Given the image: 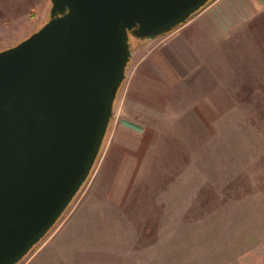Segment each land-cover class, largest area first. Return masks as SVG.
Here are the masks:
<instances>
[{
    "label": "rangeland",
    "instance_id": "1",
    "mask_svg": "<svg viewBox=\"0 0 264 264\" xmlns=\"http://www.w3.org/2000/svg\"><path fill=\"white\" fill-rule=\"evenodd\" d=\"M51 7L0 0V51L40 30ZM164 36L131 38L127 74ZM207 49L162 131L128 117L124 82L90 177L19 264H264V14ZM123 118L144 132H121Z\"/></svg>",
    "mask_w": 264,
    "mask_h": 264
},
{
    "label": "water",
    "instance_id": "2",
    "mask_svg": "<svg viewBox=\"0 0 264 264\" xmlns=\"http://www.w3.org/2000/svg\"><path fill=\"white\" fill-rule=\"evenodd\" d=\"M213 0H51L49 21L0 51V264H19L90 177L127 78L155 40Z\"/></svg>",
    "mask_w": 264,
    "mask_h": 264
},
{
    "label": "crops",
    "instance_id": "3",
    "mask_svg": "<svg viewBox=\"0 0 264 264\" xmlns=\"http://www.w3.org/2000/svg\"><path fill=\"white\" fill-rule=\"evenodd\" d=\"M263 14L264 0H214L182 27L153 43L127 74L125 82L130 85L124 105L128 117L158 122L161 131L164 130L162 123L172 103L170 96L202 69L204 50L221 44L234 31ZM210 98L207 96L206 102ZM116 110L117 100L112 124ZM123 119L125 128L121 132H144L139 122Z\"/></svg>",
    "mask_w": 264,
    "mask_h": 264
}]
</instances>
